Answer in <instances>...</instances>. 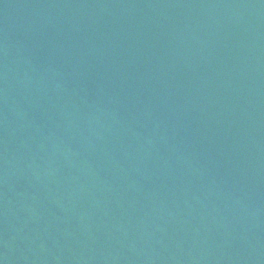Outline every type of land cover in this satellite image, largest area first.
<instances>
[{
  "label": "water",
  "instance_id": "water-1",
  "mask_svg": "<svg viewBox=\"0 0 264 264\" xmlns=\"http://www.w3.org/2000/svg\"><path fill=\"white\" fill-rule=\"evenodd\" d=\"M0 264H264V0H0Z\"/></svg>",
  "mask_w": 264,
  "mask_h": 264
}]
</instances>
